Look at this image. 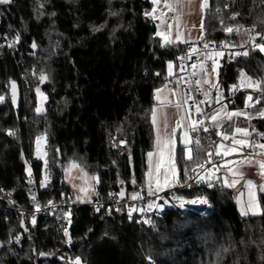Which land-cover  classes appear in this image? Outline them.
Instances as JSON below:
<instances>
[{
  "label": "trees",
  "instance_id": "1",
  "mask_svg": "<svg viewBox=\"0 0 264 264\" xmlns=\"http://www.w3.org/2000/svg\"><path fill=\"white\" fill-rule=\"evenodd\" d=\"M0 7V36L17 42L15 51L0 47V192L13 199L0 195V264H63L61 257L81 264H264V193L262 213L241 216L233 191L219 179L211 188L193 183L179 192L203 195L213 209L206 216L166 207L141 220L125 207L74 206L63 221L38 218L31 229L24 223L23 232L14 208L29 206V164L36 179L41 176L42 164L34 159L41 134L47 137L52 179L39 192L43 202L72 195L64 180L70 164L94 175L103 194L123 189L129 196L143 189L153 146L154 92L173 77L167 78L168 62L179 76L184 43L161 41L150 0H13ZM202 24L208 45L231 47L221 60L216 89L227 91L244 71L263 91L254 95L253 106L264 109V52L247 47L246 57L236 55L249 34H264V0H208ZM228 27L238 31L226 37ZM11 81L20 88L18 106L9 97ZM38 92L46 98L41 111ZM248 93L241 92L229 107L249 108ZM247 124L250 140L264 143L258 135L264 134V116ZM196 137L200 146L193 137L190 145L194 159L177 162L184 182L206 161V150L217 147L205 132L196 131ZM17 237L21 244H12Z\"/></svg>",
  "mask_w": 264,
  "mask_h": 264
},
{
  "label": "rangeland",
  "instance_id": "2",
  "mask_svg": "<svg viewBox=\"0 0 264 264\" xmlns=\"http://www.w3.org/2000/svg\"><path fill=\"white\" fill-rule=\"evenodd\" d=\"M208 2V0H207ZM202 0H160L159 3H152V9L150 12V16L156 26V32H160L161 35H158L161 38L163 43L166 42V38L171 40V44L174 43H195L198 47L196 48L198 51L195 52V62L193 64L196 65V68L192 67V70L196 73L197 81H200L199 84L196 83L197 88L199 89L203 100L205 103H208L210 108L208 118L210 119L211 115L219 111L218 120L215 123V127L219 128L221 132H227V135H231L233 141L231 145H227L222 141H218L217 146H219V152L223 159L230 157L227 161L220 163L222 165L219 171H217V176H220L219 184L225 186V179L231 182L233 179H239L238 176H233L231 172H229V168L233 171H236L238 168L240 172L243 173L244 178L239 181L234 187L230 188L234 193V203L237 207V210L241 216H255L260 215L262 213V207L259 201V194H263L264 192L259 190L260 185H264V178L262 175L258 173H264V169L259 167L257 163L258 160H252V163H247L250 159H244L239 156L240 149L243 147L240 144L234 143L236 140H243L246 143H249L250 135H246L244 133H236L235 128L240 127L242 129H248V120L252 117L262 116L261 110H258L253 105L257 103V97H254V94L249 92L245 96V100L251 101V106L249 108H230L227 104L221 103L220 99L224 92L223 89H216L217 87H213V85H217L218 83V74L219 68L221 65V60L224 56L225 49H229L231 47L226 46L223 48H213L208 47L207 50H202L199 45H204L206 42L204 41L203 34V14L206 8L202 10L201 8ZM171 5V10L168 6ZM167 12L169 14V21L164 18V13ZM171 26V27H170ZM178 26V27H177ZM177 31H179L180 40L176 39ZM247 38V37H246ZM255 48V47H254ZM223 53V55H214L212 59H206L205 53ZM235 51H232L234 53ZM217 65L216 71H213V64ZM169 64L172 65L171 70L169 69ZM201 64H203V68H201ZM173 73L175 71V63L170 61L166 65V73L167 78L170 76L169 72ZM241 73L244 74V77L241 76ZM179 77H183L180 75ZM205 80H208V83H204ZM249 81L252 84H256L254 81L250 79V77L244 72L240 71L238 80L235 85L231 87L234 88H243L250 87ZM259 84V82L257 83ZM159 90V91H157ZM246 92V91H245ZM248 92V91H247ZM207 93V96L205 95ZM217 96H219V103L216 102ZM248 97H252L251 100ZM42 99L46 101V98L40 93H37V101L39 102L38 108L40 111L42 110L44 104L42 103ZM186 101V103H184ZM179 103V106H177ZM193 104L195 109H191L190 105ZM204 105V103H202ZM196 106H198L197 99L195 94L191 93L190 96H186L177 85L174 88H167L166 82L162 86L154 92V105L151 109L150 114V122L153 127V146L149 152L153 153V156L149 158L148 153L146 156V164L147 169L145 173V185L141 190H147L149 188V184L154 185L157 188L156 180L157 178L160 181V185L162 190H166L170 187L175 186L176 181V172L173 174L171 171L168 173L169 183L167 187H163L165 182L164 170L161 169L159 176L157 175L156 165L160 161V156L158 155L159 149L157 147V137L159 136L161 141V147H163L164 141H172L175 142L177 149L178 147L184 148V145L180 144V136L187 132L188 136L192 138V133L190 131V126L192 121H201L199 114L196 111ZM241 111L242 114L240 116H233L231 120L227 119V113ZM155 112V123L153 122V113ZM264 113V112H263ZM180 121L182 124L181 128H177V122ZM190 123V124H189ZM214 126V125H213ZM173 129H176L175 135L173 134ZM250 133V132H249ZM42 135V134H41ZM40 136V135H39ZM38 137H36L34 144L38 141ZM222 138V136H219ZM192 143V142H191ZM191 143L188 144V147L191 148ZM261 144V143H260ZM37 145V144H35ZM34 145V154H35V146ZM217 148V147H216ZM235 149V151H233ZM227 152L228 155H224ZM231 161L232 163H227ZM49 171V166H48ZM150 173V175H148ZM64 180L70 187V191L72 193L71 197L74 201L80 202L81 204H88L92 198L96 187L97 179L94 175L89 174L85 169L78 167L75 164H70L64 170ZM251 180L254 185L257 186L254 191L256 192V205L253 209L248 208L249 201V190L245 186V181ZM226 187V186H225ZM161 190V191H162ZM155 207V212L159 213L166 207H172L170 204H161L158 203ZM159 210V212H158ZM242 211L247 214H242ZM128 212L132 213L134 210H128ZM187 212H182L184 215Z\"/></svg>",
  "mask_w": 264,
  "mask_h": 264
},
{
  "label": "built area",
  "instance_id": "3",
  "mask_svg": "<svg viewBox=\"0 0 264 264\" xmlns=\"http://www.w3.org/2000/svg\"><path fill=\"white\" fill-rule=\"evenodd\" d=\"M1 6V5H0ZM1 7H0V23H1ZM164 18L168 19L169 14L165 13ZM234 29L232 33H228L226 30L224 31V35L226 37L232 35L234 32L237 31L238 28L231 27ZM245 30L248 31L244 27ZM264 40V34L260 33L257 34L255 37L251 34L247 37V44L246 46H242L238 48L236 51L238 53H242L244 50H247V47L254 48L257 43V41H263ZM16 40L4 35L0 36V47L1 48H7L12 51H15L16 49ZM198 46L193 43H184L182 46V51L180 52L177 63H178V74L179 76L182 75L183 77L174 76L166 80V86L167 88H174L175 86H179L181 91L186 95L190 96L191 93L195 94V97L198 102V107L201 109V112L199 114L200 118L204 122L202 126L198 127L197 131H203L204 127H207L210 129L209 132H205L208 134L210 139L212 141H215L218 143V141H222L223 143L227 145H231L233 138L231 135L229 136V139L225 140L222 138H219V136L216 134L217 131H220L219 128L213 126L211 121L208 118L209 114V106L208 103H200L203 100V97L199 91V89L196 86V82L198 78L196 76H193V70L192 65L195 62V53L191 52L192 48H197ZM202 50L205 49L202 45H199ZM209 47L213 48H223V46L216 47L214 44L209 45ZM226 51V49H225ZM224 51V52H225ZM234 48L231 50V52L228 54L229 58H232L234 56ZM257 84V83H256ZM256 84H252L253 86L250 87H243V88H234L231 87L229 90L224 91L222 94V97L220 99L221 103H225L228 106H234L236 104L237 98L241 92H251L252 94L256 95L257 97H260L262 95V88L255 87ZM45 100L42 99V103L45 104ZM191 109H195L194 105H190ZM264 111L262 110V113ZM261 113V114H262ZM264 116V115H263ZM190 124V123H189ZM196 132L192 133V137L195 138ZM39 140L35 143V154L34 159L37 161H40L42 164L41 168V176L39 179H36L31 164H29V173L27 176V186H28V193L27 198L29 202L28 207H18L14 208V210L21 216L22 220L28 226V229H31L33 227V220H37L38 218L48 219L52 218L56 222H61L64 219L67 218L69 210L74 206H89L95 211L99 210H120L121 208H128L130 210H134L136 213L139 214L140 219L144 220V217L148 213L155 212V207L158 205V203L161 204H170L172 207L183 212H193L198 213L203 216H206L210 214L213 209L211 204L208 202V200L203 195H184L180 194L179 192L184 189H188L191 187L193 183L196 184H206L208 188H211L212 183L216 182L217 178V171H213L212 173H208L206 170L212 167L211 163H206L207 160H209L208 153L211 152V160L217 163L218 165L225 161L221 157V155H217V148L216 147H209L206 150V161H204L202 164H204V168L201 169L198 166L193 168L191 172L190 178L184 182L181 179L180 172L176 168V181L175 186L168 188L166 190H157V188L154 185H151V191L152 194H149V188L147 190H140L139 192L130 194L129 196H125L123 199L120 198V192L118 191H111L107 194L101 193L99 190L95 188L93 198L88 204H81L80 202L74 201L73 198L70 196L68 197H62L58 201H52L49 202H43L40 198L39 192L42 189H45L50 183H51V176L48 171V159H47V137L45 134H42L39 136ZM253 145V147H242L240 149L239 156L245 157L247 159H259L264 160V148H261L258 143L249 142ZM211 176V179H205L201 181L199 179V176ZM31 181V183L29 182ZM183 181V182H182ZM139 194L138 199H132L133 195ZM0 195L3 196L5 199H7L9 202H13L12 195L6 192H0ZM167 201V203H165ZM1 206V202H0ZM11 208L10 206H8ZM12 244L14 245H20L22 242V239L19 238H13ZM63 264H76L75 258L73 257H61Z\"/></svg>",
  "mask_w": 264,
  "mask_h": 264
},
{
  "label": "snow or ice",
  "instance_id": "4",
  "mask_svg": "<svg viewBox=\"0 0 264 264\" xmlns=\"http://www.w3.org/2000/svg\"><path fill=\"white\" fill-rule=\"evenodd\" d=\"M11 0H0V3H10ZM160 0H153V3H159ZM179 2V0H177V3ZM169 7V9L171 10V5H166ZM207 7V0H202V4H201V8L202 10L204 8ZM171 27V26H170ZM178 27V26H177ZM203 27V25H202ZM228 33H232L234 31V29H232L231 27H228L225 29ZM238 31V29H237ZM157 35H161L160 32H157ZM176 39L177 40H180L181 37H180V34H179V31H177V36H176ZM166 42L167 43H171L172 41L167 39L166 38ZM224 43V42H222ZM35 47V45H33ZM224 46H227V44L225 43ZM209 47V45L206 43L204 45V48L207 49ZM256 48H259V50L261 52H264V43L262 44H256L255 45ZM198 50L196 48H192L191 49V52L192 53H195L197 52ZM248 55L247 52H244V53H236V55ZM214 55H223V53H205V57L206 59H212ZM193 68H196V65L193 64L192 65ZM172 68V65L169 64V69L171 70ZM201 68H203V64H201ZM216 68H217V65L213 64V71H216ZM169 74L171 75V71L169 72ZM193 76L196 75L195 72H193L192 74ZM241 76L244 77V74L241 73ZM46 79V77L44 76H41V80H44ZM244 79H247L246 77H244ZM197 84L200 83V81H197L196 82ZM204 83H208L207 80L204 81ZM249 83V86H253L251 81L248 82ZM13 87H15V85H13ZM213 87H218V85H213ZM255 87H260L259 84H256ZM159 91V90H157ZM205 95L207 96V93H205ZM0 99H3L2 97H0ZM249 100L252 99V97H248ZM217 103H219V96H217V100H216ZM184 103H186V101H184ZM200 103H205V101H201ZM179 106V103L178 105ZM251 105H248L246 104V107H250ZM37 111H40V109H37ZM196 111L199 113L201 112V109L196 106ZM242 114H245L247 115L246 113H242L241 111H236V112H229L227 113V119L231 120L233 116H240ZM262 115H264V113H262ZM218 116H219V111H217L216 113L212 114L210 119L213 121V122H217L218 120ZM153 122L155 123V112L153 113ZM203 121H192L191 122V126H190V131L191 132H196L198 130V127L199 126H202L203 125ZM177 128H181L182 127V124L180 121L177 122V125H176ZM203 131L204 132H209L210 129L207 128V127H204L203 128ZM175 132H176V129H173V134L175 135ZM235 132L236 133H244L246 135H250L251 133H249L248 129H242L240 127H236L235 128ZM218 136H222L223 139L227 140L229 139V136L227 135V132H221V131H217L216 133ZM258 135H261V138L264 139V134H258ZM40 138H38L39 140ZM195 139V143L197 145V147L200 146V140L198 137L194 138ZM193 140V138L189 137L188 136V133L185 132L183 133L181 136H180V144L184 145V148L181 150V151H177V146L175 144V142H172V141H164V144H163V147H161V141H160V138L159 136L157 137V147L159 149V152H158V155L160 156V161L157 163L156 165V170H157V175L159 176V173L161 171V169L163 168L164 170V176H165V182H164V185L163 187H167L168 186V183H169V177H168V173L169 171H171L173 174L176 172V166H177V162L180 160V159H186V160H193L194 157L192 156L191 152H192V149L188 147V144L191 143ZM234 143H237V144H240L242 145L243 147H253L252 144L250 143H246L245 141L243 140H236L234 141ZM261 148H264V143H261L259 145ZM233 151H235V149H233ZM217 155H220V152H219V146H217V152H216ZM224 155H228L227 152L224 153ZM148 156L149 158H151L153 156V153L152 152H149L148 153ZM208 156H209V160L206 161V163H211L212 164V167L207 169L206 171L208 173H212L213 171H219L220 168L222 167V165H218L217 163H215L214 161L211 160V156H212V153L209 152L208 153ZM227 163L231 164L232 162L231 161H228ZM247 163L251 164L252 161L251 160H248ZM257 163L259 164V167L261 169H264V160H258ZM199 168L203 169L204 168V164H198L197 165ZM229 172L232 173V175L235 177V176H238L239 179H233L231 182H229L227 179H225L224 183H225V186L226 187H234L237 183H239L240 180H242L244 178L243 176V173L239 171V169L237 168L236 171H233L231 168H229ZM188 174V170L186 169L185 170V175ZM260 175H262V178H264V173H258ZM150 175V173L148 174ZM199 179L201 181L205 180V179H211V176L208 175V176H199ZM31 183V181H29ZM156 184H157V190H162V187L160 185V181L159 179L157 178L156 180ZM245 186L248 188L249 190V201H248V208L249 209H253L254 206L256 205V192L254 191V189L257 187L254 185L253 181L251 180H247L245 181ZM259 190L264 192V185H260L259 186ZM149 194L151 195L152 194V191H151V184H149ZM139 198V194H135L133 195L132 199H138ZM51 203V202H49ZM165 203H167V201H165ZM242 214H247L246 212L242 211ZM129 215H131V212L129 213ZM33 223H35V220H33ZM65 234H67V230H65ZM17 240H19V237H17ZM43 255V254H42ZM77 264H79V261H77Z\"/></svg>",
  "mask_w": 264,
  "mask_h": 264
},
{
  "label": "water",
  "instance_id": "5",
  "mask_svg": "<svg viewBox=\"0 0 264 264\" xmlns=\"http://www.w3.org/2000/svg\"><path fill=\"white\" fill-rule=\"evenodd\" d=\"M12 1L13 0H11V2ZM10 3H0V5L10 4ZM33 45H35V44H33ZM33 45H32V50L34 52H36L37 48H36V46L34 47ZM244 52L248 53L247 50H244L242 53H244ZM241 56L246 57L247 55L242 54ZM44 77H46V76L44 75ZM46 81H47V78L44 80H41L42 83L46 82ZM13 85H15V87H13ZM217 88H219V86ZM9 97H10V100H11V103L13 106H18L20 104V100H21L20 88H19V85L15 81H11L9 84ZM124 197H125V192L122 189L120 191V198L123 199ZM21 229L23 230V232H26V228H25V224H24L23 220H21ZM77 261H79V264H81V262L78 258H76V260H75L76 264H77Z\"/></svg>",
  "mask_w": 264,
  "mask_h": 264
},
{
  "label": "crops",
  "instance_id": "6",
  "mask_svg": "<svg viewBox=\"0 0 264 264\" xmlns=\"http://www.w3.org/2000/svg\"><path fill=\"white\" fill-rule=\"evenodd\" d=\"M150 1L153 3V0H150ZM207 4H208V2H207ZM165 13H167V12H165ZM165 13H164V14H165ZM203 15H204V14H203ZM202 19H203V18H202ZM167 21H169V18L167 19ZM202 23H203V21H202ZM182 44H183V43H182ZM176 73H177V71H176V66H175V71H174L173 73H171L170 76H173V77H174V76L176 75ZM168 78H169V77H168ZM207 81H208V80H207ZM230 88H231V87H230ZM230 88H228V90H229ZM224 91H225V90H224ZM261 113H262V111H261ZM261 113H260V114H261ZM212 124H213L214 126H216L214 122H213ZM229 158H230V157L225 158V161H227ZM217 179H220V176H218ZM217 179H216V180H217ZM219 182H220V181H219ZM170 188H171V187H170ZM156 208H157V206H156ZM158 212H159V210H158Z\"/></svg>",
  "mask_w": 264,
  "mask_h": 264
}]
</instances>
